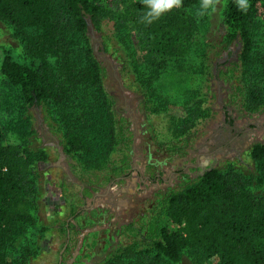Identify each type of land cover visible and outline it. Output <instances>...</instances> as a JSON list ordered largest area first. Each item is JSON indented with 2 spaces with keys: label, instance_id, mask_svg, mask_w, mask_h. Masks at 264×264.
<instances>
[{
  "label": "rangeland",
  "instance_id": "obj_1",
  "mask_svg": "<svg viewBox=\"0 0 264 264\" xmlns=\"http://www.w3.org/2000/svg\"><path fill=\"white\" fill-rule=\"evenodd\" d=\"M95 1L101 12L94 23L87 18L86 36L115 114L108 139L87 129V148L67 151L74 104L52 107L59 109L60 123L48 106L23 107L0 73V124L8 139L23 134L30 148L45 155L29 164L31 221L9 228L0 264H146V248L159 238L171 195L210 168L232 163L253 169L248 151L264 141V4L251 26V64L243 66L240 41L225 40L227 0H216L215 10L204 16L198 15L199 0L184 8L195 18L196 32L188 52L178 58L154 55L150 49L157 38L145 37L142 44L120 21L127 0ZM11 32L0 20V61L5 48L21 56V42ZM72 39L73 47L83 48L84 38ZM52 58L49 70L56 73ZM249 88L263 99L250 103ZM94 91L81 88L84 100L91 101ZM194 101L201 117L191 129L175 133ZM96 108L102 110L98 103ZM130 166H137L141 179L159 185L134 191L122 185ZM179 264L199 263L190 250Z\"/></svg>",
  "mask_w": 264,
  "mask_h": 264
},
{
  "label": "trees",
  "instance_id": "obj_2",
  "mask_svg": "<svg viewBox=\"0 0 264 264\" xmlns=\"http://www.w3.org/2000/svg\"><path fill=\"white\" fill-rule=\"evenodd\" d=\"M195 2L182 0L180 8L149 24L142 22L146 11L143 0H127L122 3L119 19L134 31L140 43L145 37L157 38L150 49L154 55L178 58L188 52L194 40L196 21L184 8ZM247 3V10L240 11L236 0H227L223 13L225 40L240 41L243 66L252 61L251 26L264 0ZM100 12L101 6L95 0H0V20L11 26V35L21 42L22 49L17 58L11 50H3L0 73L15 89L23 107L48 106L60 123L63 119L58 116L59 109L52 107L64 102L74 104V134H69L67 151L87 148V129L91 134L96 130L100 135L105 133L107 139L114 129L112 101L104 93L100 68L86 36L87 18L94 23ZM76 34L85 39L83 48L73 47ZM49 57H54L56 73L49 70ZM84 86L94 87L97 93L89 94L91 101L84 100ZM249 97L254 104L263 99L258 90L251 88ZM201 109L197 101L186 108L175 133L191 129L201 117ZM79 125L81 131H76ZM6 134L7 127L0 124L1 261L10 239L9 228L17 222L31 221L29 164L33 158L45 157L42 149L30 148L25 135L16 132L8 139ZM248 155L253 169H241L232 163L210 168L171 195L159 238L146 248V264H179L190 250L199 264L202 258L212 259V264H264V141L254 143Z\"/></svg>",
  "mask_w": 264,
  "mask_h": 264
},
{
  "label": "clouds",
  "instance_id": "obj_3",
  "mask_svg": "<svg viewBox=\"0 0 264 264\" xmlns=\"http://www.w3.org/2000/svg\"><path fill=\"white\" fill-rule=\"evenodd\" d=\"M145 13L142 17V22L152 23L159 19L163 14L172 9L180 8L182 0H143ZM216 0H199L198 15L205 14L215 10ZM236 5L240 11H246L248 8L247 0H236Z\"/></svg>",
  "mask_w": 264,
  "mask_h": 264
},
{
  "label": "built area",
  "instance_id": "obj_4",
  "mask_svg": "<svg viewBox=\"0 0 264 264\" xmlns=\"http://www.w3.org/2000/svg\"><path fill=\"white\" fill-rule=\"evenodd\" d=\"M122 178H121L122 180L121 184L130 187L133 191L135 189L144 190L150 186L155 188L156 185H159L158 181L152 183L151 180L141 179L139 169L137 168V166H133L131 170L128 172V174ZM116 184L117 183L115 184L113 183L110 186V189H115Z\"/></svg>",
  "mask_w": 264,
  "mask_h": 264
}]
</instances>
